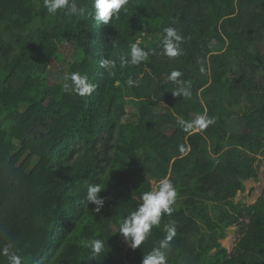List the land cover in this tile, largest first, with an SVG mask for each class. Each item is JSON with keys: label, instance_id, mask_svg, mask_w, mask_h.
Returning <instances> with one entry per match:
<instances>
[{"label": "trees", "instance_id": "1", "mask_svg": "<svg viewBox=\"0 0 264 264\" xmlns=\"http://www.w3.org/2000/svg\"><path fill=\"white\" fill-rule=\"evenodd\" d=\"M77 3L91 10L92 0ZM127 7L105 25L49 15L43 0H0V250L10 245L24 264H142L175 221L167 264H264V190L255 203L237 200L258 179L264 143V0ZM155 26L158 38L147 43ZM168 26L185 38L175 58L159 46ZM137 41L149 59L121 69L118 56ZM65 43V73L87 75L88 96L49 79ZM102 58L116 60L112 74ZM173 69L191 82L190 98L173 96ZM205 113L215 122L204 130L177 124ZM164 177L177 190L171 216L133 249L119 223ZM90 184L104 188L99 212L86 206ZM232 226L230 254L221 239ZM89 238L105 242L96 259L83 247Z\"/></svg>", "mask_w": 264, "mask_h": 264}, {"label": "clouds", "instance_id": "2", "mask_svg": "<svg viewBox=\"0 0 264 264\" xmlns=\"http://www.w3.org/2000/svg\"><path fill=\"white\" fill-rule=\"evenodd\" d=\"M128 4L129 0H92L90 10L86 6L78 4L77 0H43V7L49 15L55 16L58 11H63L69 17L91 18L105 25L109 24L114 17L119 18L121 10L127 13ZM163 33V38L159 42L161 55L169 58L182 55L181 45L185 38L180 33L179 28L168 26L163 29ZM129 48L128 53H122L118 56L121 69L125 66L139 65L149 59V51L141 48L138 41L131 43ZM100 67L112 74L113 70L117 68V62L115 59L102 58ZM200 71L204 72L205 69L201 67ZM182 75V72L176 69L169 73L168 79L178 84L172 94L173 96L190 98L191 82L179 80L178 78ZM61 80L66 90H71L81 97L90 95L95 89V85L90 82L89 77L79 71L64 73ZM126 84L131 87L135 84V81L129 78ZM214 122L215 118L208 116L206 113L197 115L192 120L177 117V124L185 132L192 129L204 130ZM103 189L100 184H90L84 197L86 206L93 204L95 205L94 210L99 212L105 204V199L99 195ZM176 197L177 190L171 180L168 177L162 178L155 187L141 194L135 210L121 219L118 232L122 234L133 249L141 246L151 234L152 228L161 224L162 216H171ZM176 231L175 221L165 224L163 239L159 240L158 246H154L147 254H144L142 264H167L168 253L171 251V242L176 236ZM104 243V240L100 238H89L82 242L83 247L89 251L90 258L95 259L104 251ZM9 248L10 245H5L0 250V254L8 258V264H24L23 256L18 251L10 252Z\"/></svg>", "mask_w": 264, "mask_h": 264}, {"label": "rangeland", "instance_id": "3", "mask_svg": "<svg viewBox=\"0 0 264 264\" xmlns=\"http://www.w3.org/2000/svg\"><path fill=\"white\" fill-rule=\"evenodd\" d=\"M157 38V26H155L151 36L147 38L146 42H153L157 40ZM71 51V44L65 43L60 47V56L56 59L50 60V68L48 72L50 81L62 83L61 77L68 69V59ZM258 157V179L246 181L245 191L238 195L237 200L242 199L245 203H254L262 194V190L264 187V143L258 146ZM234 227L235 229L233 232L227 230L226 237L221 239L222 244L227 248H232L237 239V227ZM227 238L228 240L225 243V240Z\"/></svg>", "mask_w": 264, "mask_h": 264}, {"label": "water", "instance_id": "4", "mask_svg": "<svg viewBox=\"0 0 264 264\" xmlns=\"http://www.w3.org/2000/svg\"><path fill=\"white\" fill-rule=\"evenodd\" d=\"M251 180H253V179H251ZM245 184H246V182H245ZM263 190H264V187H263ZM263 190H262V192H263ZM260 197V196H259ZM258 200V199H257ZM256 200V201H257ZM255 201V202H256ZM254 202V203H255ZM234 229H235V227L234 226H232V227H230V228H228L227 230H229L230 232H233L234 231ZM229 249V253L231 254L232 253V251H233V247L232 248H228Z\"/></svg>", "mask_w": 264, "mask_h": 264}]
</instances>
